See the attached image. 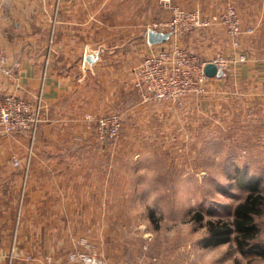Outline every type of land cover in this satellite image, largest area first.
I'll return each instance as SVG.
<instances>
[{"label":"crops","instance_id":"0c3cea01","mask_svg":"<svg viewBox=\"0 0 264 264\" xmlns=\"http://www.w3.org/2000/svg\"><path fill=\"white\" fill-rule=\"evenodd\" d=\"M224 1L172 0L204 14ZM169 16L160 0H0V44L9 58L0 71V93L32 99L41 90L46 103L24 183L22 168L11 159L26 158L28 133L0 134V264H72L67 253L78 236L72 225L118 223V215H108L118 208L114 161L121 157L133 165L141 157L99 141L87 115L119 113L118 142L130 143L141 135L168 145L167 125L174 122L184 135L178 147L192 154L198 145L193 137L221 142L226 133L225 141L247 148L246 155L230 157L229 175L237 169L253 175L263 193L264 41L257 33L264 13L239 15L244 25L260 27L255 37L243 36L249 59L209 77L206 93L185 97L181 107L142 102L131 82L133 67L169 40L207 59L230 46L219 24L150 43L151 23ZM182 160L175 158V165ZM242 189L232 209L247 193Z\"/></svg>","mask_w":264,"mask_h":264},{"label":"rangeland","instance_id":"374dc122","mask_svg":"<svg viewBox=\"0 0 264 264\" xmlns=\"http://www.w3.org/2000/svg\"><path fill=\"white\" fill-rule=\"evenodd\" d=\"M227 3L234 5L239 15L242 10L245 14H250L252 11L264 13V0H225L216 5L209 14L216 12L219 7ZM198 8L203 12L200 7ZM240 25L245 28L253 26V31L243 34L239 38L238 49H235L231 47L229 37L219 24L230 47L216 51L211 57L217 54L231 56L244 53L246 59H249L242 46L243 36L255 37L256 27L258 30L260 27L254 24L244 25L241 19ZM258 34L264 41V23L263 29L257 33V36ZM169 41L176 43L174 40ZM198 55L206 57L200 53ZM183 103L184 99L179 105L174 103V107H181ZM86 117L92 122V131L97 138L94 130L96 117L91 115ZM175 119L174 114L170 121ZM122 125L118 137L121 135ZM37 130L31 153L35 148ZM167 132H170L167 134L168 145H161L153 138L147 140L141 135H138L141 139L137 137L131 143L124 142V138L118 142V137L115 140L97 138L104 142L110 140L115 151L131 152L133 157L138 153L141 158L135 160L133 165L129 163L131 161L120 159L121 157L114 161L120 170L116 183L120 189L113 193L114 197H118V208L108 209V215L112 213L114 216L118 215L116 218L118 223L72 225L73 237L78 236L71 240V250L80 248V241H85L108 260L121 264H264V203L260 215L256 217V223L259 225V232L254 241L256 246L244 253L237 249L233 239L220 245L205 246L203 244L205 227L203 223L196 222L192 218L193 213L199 211L204 217L202 222L208 218L231 219L232 206L246 190L243 191V187H236L234 179L236 172H232L234 175H229L226 167H230V157L246 155L247 148L242 147V144L227 142L229 138L225 141V133L221 142L209 136L201 139L193 137L192 142L198 144H195L196 153L192 154L191 150L185 148L181 152L182 149L177 143L178 140L183 139L184 135L180 137L183 131L174 122H169ZM156 134L158 135V129ZM186 140L184 143H189ZM30 143L28 134L27 147ZM25 153L30 157L31 153L29 154L27 148ZM180 156L183 160L179 161L181 165L177 166L174 159ZM30 162L29 159L28 165ZM101 227L104 228L103 236L97 231L101 230Z\"/></svg>","mask_w":264,"mask_h":264},{"label":"built area","instance_id":"2783aa9c","mask_svg":"<svg viewBox=\"0 0 264 264\" xmlns=\"http://www.w3.org/2000/svg\"><path fill=\"white\" fill-rule=\"evenodd\" d=\"M169 9L170 16L152 23V28L161 32H169L171 36L220 24L230 39L231 47L238 49L241 36L253 31L252 27L240 25L239 14L232 4L219 7L216 12L205 15L198 7L185 8L171 3V0H160ZM53 29L49 34L52 41ZM8 55L0 44V71L7 66ZM246 55L217 54L211 58H203L198 53L177 45L174 42L162 43L157 50L144 55L132 69V85L138 92L142 102L171 101L181 104L184 97L190 94L206 93L208 76L203 71L206 63H213L224 73L236 63H244ZM46 107L41 90L32 98L24 99L13 92L0 93V134L14 131H26L30 136L29 154L37 127L43 120ZM91 118V117H90ZM122 124L119 113L97 116L95 132L98 139H116ZM29 158L22 162L13 155L11 163L22 168L23 183L26 180ZM80 248L69 251L68 261L72 264H121L110 261L85 241H80Z\"/></svg>","mask_w":264,"mask_h":264},{"label":"trees","instance_id":"16d2710c","mask_svg":"<svg viewBox=\"0 0 264 264\" xmlns=\"http://www.w3.org/2000/svg\"><path fill=\"white\" fill-rule=\"evenodd\" d=\"M234 179L238 187L247 189V193L234 206L231 219L221 217L208 218L202 222L204 217L199 211H195L192 218L196 222L203 223L205 227L206 234L203 238L205 246L217 245L233 239L237 249L244 253L256 246L254 241L259 232L256 217L262 211L264 194L259 190L258 179L253 175H247L245 171L237 169Z\"/></svg>","mask_w":264,"mask_h":264},{"label":"water","instance_id":"95a60500","mask_svg":"<svg viewBox=\"0 0 264 264\" xmlns=\"http://www.w3.org/2000/svg\"><path fill=\"white\" fill-rule=\"evenodd\" d=\"M170 33L169 32H161V31H155L153 29H149L147 32V37L148 41L150 43H155V42H162L166 40L169 37ZM90 58L89 55H86L85 60L90 64ZM203 71L208 77H214V76H221L224 74V72L220 69H217L216 66L208 62L204 65Z\"/></svg>","mask_w":264,"mask_h":264}]
</instances>
